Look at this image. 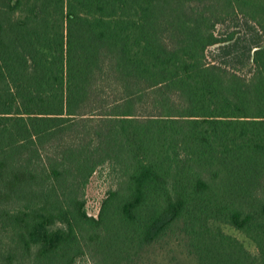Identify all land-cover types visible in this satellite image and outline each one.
Segmentation results:
<instances>
[{
	"label": "trees",
	"instance_id": "trees-1",
	"mask_svg": "<svg viewBox=\"0 0 264 264\" xmlns=\"http://www.w3.org/2000/svg\"><path fill=\"white\" fill-rule=\"evenodd\" d=\"M165 249L264 264V0H0V264Z\"/></svg>",
	"mask_w": 264,
	"mask_h": 264
},
{
	"label": "rangeland",
	"instance_id": "rangeland-1",
	"mask_svg": "<svg viewBox=\"0 0 264 264\" xmlns=\"http://www.w3.org/2000/svg\"><path fill=\"white\" fill-rule=\"evenodd\" d=\"M89 181L90 182L86 187L84 195L85 208L89 214L96 215L100 206L101 199L103 198L107 189H109L111 185H113L112 175L110 174L109 169L104 166L98 168ZM225 231L231 233V235H234L239 240L243 241L244 245L249 250L255 251L254 244L250 240H248L242 232L230 226H226ZM170 254L175 255V252L169 253L167 249H165L164 251L155 250V252H151L149 254L148 260L144 256H142L138 264H167L169 262ZM176 254V257H179L184 262V264H195L192 258L181 255L177 251ZM74 264H98V261L94 257L93 253L90 250H87L86 255L77 258Z\"/></svg>",
	"mask_w": 264,
	"mask_h": 264
}]
</instances>
